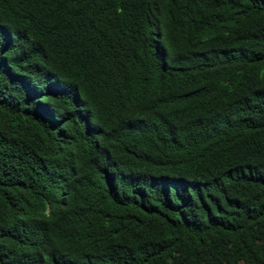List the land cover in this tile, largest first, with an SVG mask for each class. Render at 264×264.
Listing matches in <instances>:
<instances>
[{
  "label": "trees",
  "instance_id": "1",
  "mask_svg": "<svg viewBox=\"0 0 264 264\" xmlns=\"http://www.w3.org/2000/svg\"><path fill=\"white\" fill-rule=\"evenodd\" d=\"M0 264H264V0H0Z\"/></svg>",
  "mask_w": 264,
  "mask_h": 264
}]
</instances>
